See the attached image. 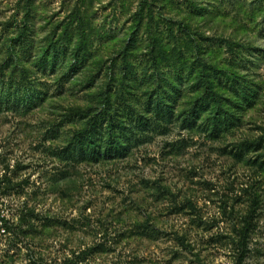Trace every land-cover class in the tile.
Here are the masks:
<instances>
[{"label": "rangeland", "instance_id": "374dc122", "mask_svg": "<svg viewBox=\"0 0 264 264\" xmlns=\"http://www.w3.org/2000/svg\"><path fill=\"white\" fill-rule=\"evenodd\" d=\"M220 2L0 0V80L44 96L0 107V264H264V9ZM204 61L235 103L219 133L210 107L184 120ZM159 94L169 119L151 109ZM107 98L120 120L131 108L132 144L98 161L60 155L84 127L70 112Z\"/></svg>", "mask_w": 264, "mask_h": 264}, {"label": "trees", "instance_id": "16d2710c", "mask_svg": "<svg viewBox=\"0 0 264 264\" xmlns=\"http://www.w3.org/2000/svg\"><path fill=\"white\" fill-rule=\"evenodd\" d=\"M250 1V2H249ZM221 0L220 4L222 5H231L238 9H246L247 5H253V7H258L260 10L264 9V0ZM248 6V7H250ZM246 7V8H245ZM198 10V9H196ZM202 11H199L201 13ZM202 14V13H201ZM18 25H16V28ZM185 29L188 30L187 25H184ZM21 31V29H20ZM22 35V32H19ZM19 35V36H20ZM18 40L14 42V46L18 45ZM21 43V42H20ZM64 55V49L61 51L55 49ZM56 55V56H54ZM55 60H57V52L52 53V57L49 60L48 57L44 56L42 58V67L54 66ZM219 73L216 71L214 65L208 61L200 63L199 69L196 73V77L201 84L202 95L197 103L193 106L190 111L187 112L185 116V121H192L194 118L198 117L201 113V109L212 108L213 114H210L207 118V123L212 125V131L219 133L222 129V126H228L229 124H234V113L231 112L232 105L235 103L231 102L229 99L228 102H231L230 106L226 108L227 98L223 97L218 91H216V78H219ZM226 75L225 73L220 74ZM222 77V76H221ZM229 77L225 79L226 82L229 81ZM5 79L0 80V107L6 106L11 109H17V107H30L33 98L38 97L40 100H43L44 96H41L43 93L41 90H30L26 89L27 82L26 79ZM238 92L243 96V102L248 100V91L246 88L237 86ZM6 90V92H5ZM163 95V94H162ZM154 95L150 99L151 109L155 113L156 119H169L173 116L172 106L168 104L164 95ZM103 100L104 108L98 112H85L84 109H75L71 111V116H68L70 119L80 118L84 120V127L80 130H77L74 133L73 138L67 143L66 146L59 149L58 153L66 158L73 161L81 160H93L98 161L104 158H112L123 154L124 149L127 146L132 144L134 134L133 127L127 126V122L134 116L132 110L127 109L126 114L124 115L126 119L120 120L114 113L110 112L107 108H110V101ZM240 102V101H239ZM238 105V104H237ZM202 106V107H201ZM117 113V112H116ZM136 124H144L145 117L137 115ZM137 125H134L135 127ZM262 141V140H261ZM126 142V144H125ZM256 143V142H255ZM253 143V145L255 144ZM259 144V142H257ZM6 186V185H5ZM256 208V202H254V207L249 214V218L246 222L245 227L243 228L240 234V241L238 243L240 249L239 258L243 259L246 250H247V238L249 231L255 226L253 222V214ZM8 220L6 216L0 211V230L3 229L9 230ZM182 244L183 241H181ZM77 257H80L78 255Z\"/></svg>", "mask_w": 264, "mask_h": 264}]
</instances>
